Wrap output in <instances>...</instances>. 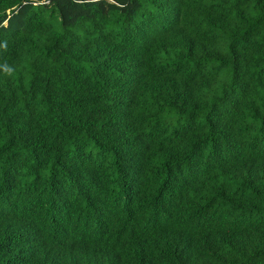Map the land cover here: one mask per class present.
Wrapping results in <instances>:
<instances>
[{
	"label": "trees",
	"instance_id": "trees-1",
	"mask_svg": "<svg viewBox=\"0 0 264 264\" xmlns=\"http://www.w3.org/2000/svg\"><path fill=\"white\" fill-rule=\"evenodd\" d=\"M0 264H264V0H0Z\"/></svg>",
	"mask_w": 264,
	"mask_h": 264
},
{
	"label": "clouds",
	"instance_id": "clouds-1",
	"mask_svg": "<svg viewBox=\"0 0 264 264\" xmlns=\"http://www.w3.org/2000/svg\"><path fill=\"white\" fill-rule=\"evenodd\" d=\"M5 67H7V66L5 65ZM8 71L10 72V71H11V69H8Z\"/></svg>",
	"mask_w": 264,
	"mask_h": 264
}]
</instances>
